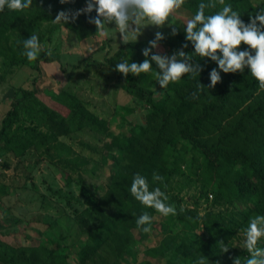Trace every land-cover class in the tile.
Instances as JSON below:
<instances>
[{"label": "trees", "instance_id": "obj_1", "mask_svg": "<svg viewBox=\"0 0 264 264\" xmlns=\"http://www.w3.org/2000/svg\"><path fill=\"white\" fill-rule=\"evenodd\" d=\"M200 2L183 0L181 7L194 15ZM204 2L208 5L205 15L230 4L246 23L264 9V0ZM85 7L86 0H33L28 9L0 11V58L7 66H27L35 73L29 87L15 89L0 121L2 148L15 156L30 149L49 151L56 148L59 138L89 131L104 139L103 147L112 153L115 163L100 195L89 194V186L78 180L87 206L75 214L74 221L86 239L74 262L69 255L43 244L12 246L0 239V264H122L124 254L140 242L133 230L138 231L141 241L148 234L137 226V217L144 212L153 217L157 211L131 193L136 173L148 179L150 189L159 187L167 195V203L176 208V214L169 215L182 232L179 235L164 229L163 239L155 248L146 249V254L163 258V264H198L202 258L203 264H233L234 258L245 264L251 250L246 246L240 251L234 242L239 233L245 234L251 218L264 214V88L247 67L243 72H221V81L209 87L215 61L200 57L192 42L184 39L181 51L191 57L190 63L199 66V75L185 74L155 96L159 69L154 62L150 61L157 70L138 75L115 70L122 59L142 62L146 58L142 50L149 45L135 42L131 53L121 45L106 63L124 92L144 103L147 112L143 123L131 125L128 134L113 135L108 121L90 111L74 93L43 94L36 87L40 64L59 63L58 55L44 46L56 28L58 13L68 15V22L62 25L78 38H96V26L90 22L96 12L86 13ZM32 33L38 35L42 47L36 59L28 60L23 40ZM246 47L243 43L239 46ZM73 67L79 68L80 63ZM61 70L66 72L64 67ZM184 168L199 183L191 207H181L170 194L171 179ZM153 173L162 180H153ZM209 195L211 204L221 209L199 214L198 202L207 201ZM156 224L152 219L151 229ZM256 246L264 248V238Z\"/></svg>", "mask_w": 264, "mask_h": 264}, {"label": "rangeland", "instance_id": "obj_2", "mask_svg": "<svg viewBox=\"0 0 264 264\" xmlns=\"http://www.w3.org/2000/svg\"><path fill=\"white\" fill-rule=\"evenodd\" d=\"M258 2V0H252ZM192 14L180 6L164 25L144 26L135 40L133 34L123 40L114 22L106 24V34L96 32V38H78L73 32L54 19L56 28L48 34L44 46L59 57V63H41L38 92L59 93L68 91L80 98L90 111L106 119L113 135L128 134L131 125L143 123L147 107L141 101L126 94L106 58L121 45L132 52V44L154 39L157 31L163 39L153 49L162 56L181 51L185 39L184 22ZM45 23L43 24L44 27ZM135 26H133L134 28ZM175 29V34H173ZM92 51H88V46ZM87 57V58H86ZM80 63L79 68L73 66ZM62 67L66 72H62ZM35 75L27 66H7L0 58V121L9 108V102L18 87H29ZM164 88L154 85L155 96ZM104 139L84 131L69 137H61L49 151L30 149L15 156L0 144V239L12 246L46 245L70 256L74 262L86 239L77 228L74 216L86 208L78 180L89 186V194H102L115 167L111 155L103 147ZM86 171V172H83ZM80 175L81 178L77 179ZM186 168L170 182V194L181 207H191L193 196L198 194V182ZM208 200L198 202V212L217 211L221 208ZM156 226L148 232L129 253L124 254L122 264H163V258H153L145 253L155 248L164 237V229L182 234L181 226L170 215L158 211L153 216ZM197 232H201L200 229ZM245 234L239 233L234 245L240 251L246 248ZM146 254V255H145Z\"/></svg>", "mask_w": 264, "mask_h": 264}, {"label": "clouds", "instance_id": "obj_3", "mask_svg": "<svg viewBox=\"0 0 264 264\" xmlns=\"http://www.w3.org/2000/svg\"><path fill=\"white\" fill-rule=\"evenodd\" d=\"M32 3L33 0H0V11L4 8L28 9ZM182 3L183 0H86L83 11L96 12L90 22L96 26L97 33L100 35L106 34L107 23L114 22L123 40L127 39L129 34H133L136 40L144 26L164 25ZM207 6L204 0H201L194 15L185 20L184 31L185 39L192 42L194 52L200 57L210 58L217 65L209 72V87H214L221 81V72H243L247 67L250 75L255 78L261 88H264V9H259L254 17L250 16L246 23L230 4H226L221 10L210 15H205L204 9ZM68 20V15L63 11L58 13L55 19L62 23ZM162 39L163 33L157 31L154 39L148 41L149 46L142 50V54L146 57L142 62H129L122 59L115 64V70L124 75H138L156 69L152 67L151 62H154L159 69H156L155 74L161 88L166 87L170 82L177 81L185 74L199 75L201 69L190 63L191 57L183 51L171 56H162L153 52L152 50ZM241 43L248 47L239 48ZM41 47L40 39L35 33L23 40V54L28 60L36 59ZM88 51H92L91 45L88 46ZM149 56L150 60L147 58ZM152 179L160 181L162 177L153 173ZM130 191L138 201L157 210L160 214L164 216L176 214V208L167 203V195L159 187L150 189L149 181L144 175L139 173L134 175ZM152 219L148 212H144L137 217L136 224L147 233L151 230ZM261 238H264V214L256 215L248 223L244 243L252 254L246 259L245 264H264V248L256 246ZM198 264H203V258ZM233 264H241L240 259L234 258Z\"/></svg>", "mask_w": 264, "mask_h": 264}]
</instances>
